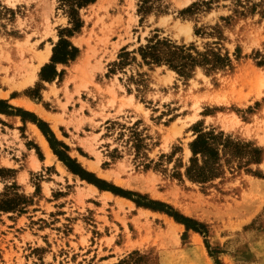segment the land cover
I'll return each instance as SVG.
<instances>
[{"label": "rangeland", "instance_id": "1", "mask_svg": "<svg viewBox=\"0 0 264 264\" xmlns=\"http://www.w3.org/2000/svg\"><path fill=\"white\" fill-rule=\"evenodd\" d=\"M80 16L65 36L79 55L52 78L42 68L69 15L59 0H0V99L49 123L85 170L208 234L48 163L38 126L0 114L1 200L22 198L0 211V264H264V0H96ZM156 35L231 64L190 78L145 65L138 49ZM125 48L129 65L117 66ZM211 130L249 147L222 150L223 174L192 182L190 143Z\"/></svg>", "mask_w": 264, "mask_h": 264}, {"label": "trees", "instance_id": "2", "mask_svg": "<svg viewBox=\"0 0 264 264\" xmlns=\"http://www.w3.org/2000/svg\"><path fill=\"white\" fill-rule=\"evenodd\" d=\"M62 8L69 15V23L71 28H67L60 32V39L53 49L52 64L46 65L42 68V73L49 70L51 77L55 78L58 75L56 64H67L74 61L79 55V49L74 46L65 36L72 37L76 32L81 31L84 22L80 16V10L96 0H59ZM147 3L148 0H143ZM208 4V2H203ZM199 3H193L190 7L183 10L182 13H188L195 10ZM141 12V9H139ZM197 33L198 30L196 31ZM66 34V35H65ZM122 49L120 54V62L117 66H128L130 53ZM138 53L141 56L142 62L148 66H167L169 69L177 72L179 76L190 78L197 67L206 68L209 72L224 69L231 64V59L228 54H223L219 49L213 48L200 52L191 44L179 45L169 38H161L156 35L148 40L146 45L140 46ZM61 75V74H59ZM0 113L6 115L20 116L24 122L31 121L36 124L43 135L48 140L51 149L55 155L75 174L79 175L81 179L94 184L102 191H111L116 195H120L131 199L138 207H144L153 211L163 212L174 218L178 223L183 224L188 231L192 230L201 234L205 238L208 234V228L187 216L178 212L173 206L161 201L147 199L145 196L135 194L130 191H124L120 188L110 185L106 181L98 178L95 174L85 170L75 159L68 154V146L58 140L54 131L51 129L49 123L39 118L32 112L17 108L10 105L6 100L0 99ZM223 132L216 134L214 130L203 132L199 131L197 137L190 143L192 157L190 165L187 167V178L196 183L210 182L223 174V167L221 164V151L227 149L230 153H238L242 148L249 147V145L234 143L231 138L224 139ZM261 151L254 149V155L251 162H260ZM0 195V211L16 210L21 204V196L11 198L10 200H1ZM137 196V198H134ZM25 202H23L24 204ZM206 244L208 241L205 240Z\"/></svg>", "mask_w": 264, "mask_h": 264}, {"label": "bare ground", "instance_id": "3", "mask_svg": "<svg viewBox=\"0 0 264 264\" xmlns=\"http://www.w3.org/2000/svg\"><path fill=\"white\" fill-rule=\"evenodd\" d=\"M52 53V50H51V47L47 48L45 51L41 52L40 56H38V59H39V63H40V66L43 65L45 62H47L49 60V57ZM173 73V71L171 72ZM29 78V77H28ZM260 91V89H259ZM31 106V105H30ZM38 111V110H37ZM40 112V111H39ZM43 114V112H41ZM50 119V117H48ZM55 124H54V129H57V123L56 121H54ZM34 131L36 133V136L38 138V141L39 143L41 144L43 150L45 151L46 155H47V162L48 163H51L53 162V160H55L57 157L56 155L53 153L47 139L45 138V136L42 134V132L40 131L39 128H37L36 126H34ZM188 152L191 153V151L188 149ZM60 166L61 168L66 171V167L60 162ZM93 169H97L95 167H91ZM105 178V177H104ZM90 185V184H89ZM91 188L94 190V191H98L97 188H95V186H92L90 185ZM173 222V220H172Z\"/></svg>", "mask_w": 264, "mask_h": 264}, {"label": "crops", "instance_id": "4", "mask_svg": "<svg viewBox=\"0 0 264 264\" xmlns=\"http://www.w3.org/2000/svg\"><path fill=\"white\" fill-rule=\"evenodd\" d=\"M2 114V113H0ZM3 116L2 117H5V118H17L19 121H20V117L19 116H13V115H6V114H2ZM31 125H34V124H31Z\"/></svg>", "mask_w": 264, "mask_h": 264}]
</instances>
